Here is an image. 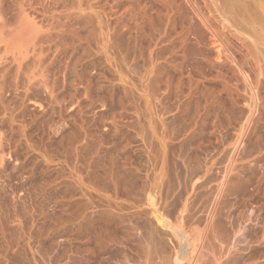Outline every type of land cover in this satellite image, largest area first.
Wrapping results in <instances>:
<instances>
[{
	"label": "rangeland",
	"instance_id": "1",
	"mask_svg": "<svg viewBox=\"0 0 264 264\" xmlns=\"http://www.w3.org/2000/svg\"><path fill=\"white\" fill-rule=\"evenodd\" d=\"M88 1L0 0V264H264V61Z\"/></svg>",
	"mask_w": 264,
	"mask_h": 264
},
{
	"label": "bare ground",
	"instance_id": "2",
	"mask_svg": "<svg viewBox=\"0 0 264 264\" xmlns=\"http://www.w3.org/2000/svg\"><path fill=\"white\" fill-rule=\"evenodd\" d=\"M88 1V0H87ZM125 1V0H124ZM129 1H132V2H136V3H140L141 1L143 2L144 0H129ZM163 1V0H162ZM161 1V2H162ZM165 2L164 3H166V1H167V4H169L170 6V11L169 12H171L173 15H170V14H168L169 16H172V17H170V18H168L169 19V23H170V20H171V22H173V21H177V20H179V21H181V23H185V22H187L188 24H193V22H191V21H193L192 20V17H190L189 15H192L193 13V16H194V18H195V16L196 17H199V19H200V21L202 20V22H204V24H211V19L213 18V17H224L225 18V20L229 23V25H227V26H230V27H232V32L230 31V33H233V37L235 38V40L237 41V43H238V46H239V49H240V51H241V53H242V55L244 56L243 58H244V60L246 59V60H248L249 58L250 59H252V60H254V64L256 65V67H257V69H260L261 68V62H262V60L264 61V0H164ZM180 1V2H179ZM89 2V1H88ZM151 2H152V0H151ZM156 2H158V1H156ZM160 2V3H161ZM135 3V4H136ZM149 3V2H148ZM153 4V3H152ZM187 5L186 7H185V10L187 9V11L189 12V9H190V11H192L190 14H188V12H186V11H182L183 10V5ZM160 5H162V4H160ZM165 5V4H164ZM163 5V6H164ZM184 5V6H185ZM147 7V6H146ZM128 8V7H127ZM189 8V9H188ZM142 10V9H141ZM157 10H159V9H157ZM172 10V11H171ZM143 11V10H142ZM133 12V11H132ZM142 13V12H141ZM145 13V12H144ZM161 12H158V14H159V17H160V14ZM168 13V12H167ZM138 14V13H137ZM211 14H213V16H211ZM143 15V14H142ZM145 15V14H144ZM127 16V15H126ZM130 16V15H129ZM136 16V15H135ZM140 16V15H139ZM147 16H148V14H147ZM152 16V15H151ZM151 16H149L150 18H151ZM168 17V16H167ZM191 18V19H190ZM193 18V19H194ZM128 19V18H127ZM132 19V18H131ZM147 19H149L148 17H147ZM152 19V18H151ZM150 19V20H151ZM126 20V19H125ZM150 20L148 21V22H150ZM153 20H155V19H152V24H154L155 22L153 21ZM173 20V21H172ZM213 20V19H212ZM224 20V19H223ZM222 20V21H223ZM163 21V20H162ZM198 22V21H197ZM196 22V23H197ZM227 22H225V23H227ZM134 23V22H133ZM136 23V22H135ZM142 24V23H141ZM141 24H139V25H141ZM166 24V23H165ZM174 24V23H173ZM191 24V25H192ZM144 25V24H143ZM143 25H141V27L143 26ZM146 25V24H145ZM145 25H144V27H142V28H144V29H147L146 27H145ZM148 25V24H147ZM149 25H151L150 23H149ZM159 25V24H158ZM212 26V25H211ZM210 26V27H211ZM101 27V26H100ZM152 27H155V25H153ZM174 27V26H173ZM189 27V26H188ZM187 27V28H188ZM197 25L195 24V22H194V24L192 25V28H194V30L196 31L197 30ZM102 28V27H101ZM138 28V27H137ZM157 28V27H156ZM191 28V27H190ZM138 29H140V26H139V28ZM143 29V30H144ZM150 29H151V27H150ZM153 29V28H152ZM151 29V30H152ZM143 30H142V32H143ZM188 30L190 31V29L188 28ZM138 31V30H137ZM145 31H147V30H145ZM145 31L143 32V33H145ZM193 31V30H192ZM191 31V32H192ZM194 32V31H193ZM139 33H140V31H139ZM141 34V33H140ZM166 34V33H165ZM191 34V33H190ZM193 34H195V33H193ZM148 35H150V34H148ZM241 35H243V36H241ZM146 36V35H145ZM159 36V35H158ZM231 36V35H230ZM170 37V36H169ZM181 37V36H180ZM223 37H225V36H223ZM227 37V36H226ZM172 38V37H171ZM228 38H230V37H228ZM227 38V39H228ZM233 38V39H234ZM140 39V38H139ZM144 39V38H143ZM152 39V38H151ZM150 39V40H151ZM192 39V38H191ZM227 39H225L224 40V42L226 43V41H227ZM135 40V39H134ZM137 41V40H136ZM135 41V43L137 44V42ZM223 41V39L221 40V45H222V43H223V45H225V48H226V50L228 49L229 50V52L231 53L232 51H234V49H236V48H234V45L236 46L237 44L234 42L233 44H229L228 43V41H227V44H225L224 42H222ZM129 42V41H128ZM191 42V41H190ZM130 43V42H129ZM142 43V42H141ZM177 43V42H176ZM199 43V42H198ZM220 43V42H219ZM138 44H139V42H138ZM152 44V43H151ZM150 44V45H151ZM130 45V44H129ZM149 45V46H150ZM220 45V44H219ZM154 46V45H153ZM162 46V45H161ZM169 47V46H168ZM218 47V46H217ZM222 47V51L224 50L223 48V46H221ZM221 47H219V48H221ZM237 47V46H236ZM130 48V47H129ZM139 48V47H138ZM219 48H217V50L219 49ZM125 49V48H124ZM136 49V48H135ZM149 49V48H148ZM191 49V48H190ZM230 49H233V50H230ZM127 50H132L131 48L130 49H127L126 48V51ZM143 50H145L144 48H143ZM151 50V49H150ZM165 50V49H164ZM133 51L134 50H132V52H130V53H133ZM137 51H138V49H137ZM184 51V50H183ZM193 51V50H192ZM129 52V51H128ZM136 52V51H135ZM148 52H150V51H148ZM154 52V51H153ZM221 52V49H219L218 50V53H220ZM228 52V51H227ZM199 53V52H198ZM234 52H232V54H233ZM126 54H128V53H126ZM135 54V53H134ZM138 54H139V52H138ZM148 54V53H147ZM190 54V53H189ZM231 54V55H232ZM128 55H130V54H128ZM128 55H126V56H128ZM205 55V54H204ZM224 55V54H223ZM130 56H134V55H130ZM129 56V57H130ZM142 56V55H141ZM167 56V55H166ZM199 56V55H198ZM125 57V56H124ZM129 57H127V58H129ZM137 57H140L139 55L137 56ZM150 57V56H149ZM148 57V58H149ZM226 57V56H225ZM263 57V58H262ZM126 58V59H127ZM232 60H236L237 58H235V56H234V54L232 55ZM131 59H132V57H131ZM150 59V58H149ZM154 59V58H153ZM129 60V59H128ZM146 60V59H145ZM143 61V60H142ZM170 61V60H169ZM239 61V60H238ZM128 62V61H127ZM236 62H237V60H236ZM149 63V62H148ZM150 63H152V62H150ZM147 64V63H146ZM218 64V63H217ZM263 64H264V62H263ZM149 65V64H148ZM251 65H252V63H251ZM254 65V66H255ZM125 66V65H124ZM130 66V65H129ZM134 66V65H133ZM142 66H144V64L142 65ZM175 66H177V65H175ZM264 66V65H263ZM137 67V66H136ZM252 67V66H251ZM144 68V67H143ZM142 67H141V69H143ZM241 68V67H240ZM239 68V69H240ZM263 68V67H262ZM261 68V69H262ZM137 69V68H136ZM140 69V68H139ZM224 69V68H223ZM250 69V68H249ZM131 70V69H130ZM134 70V69H133ZM138 70V69H137ZM136 70V71H137ZM156 70V69H155ZM163 70H165V69H163ZM142 71V70H141ZM222 71V70H221ZM130 72V71H129ZM133 73V72H132ZM252 73V72H251ZM128 74V73H127ZM148 74V73H147ZM1 75V74H0ZM139 75V74H138ZM145 75V74H144ZM143 76V75H142ZM171 76V75H170ZM134 77V76H133ZM139 77H141V75L139 76ZM246 77V76H245ZM248 77V76H247ZM169 78V77H168ZM127 79V78H126ZM136 79V78H135ZM142 79V78H141ZM144 79V78H143ZM225 79V78H224ZM145 80V79H144ZM143 80V81H144ZM129 81V80H128ZM134 81V80H133ZM133 81H132V83H133ZM171 81V80H170ZM181 81V80H180ZM218 81V80H217ZM223 81V80H222ZM155 82V81H154ZM129 83V82H128ZM132 83H131V85H132ZM139 83V82H138ZM142 83V82H141ZM146 83V82H145ZM144 83V84H145ZM125 84H127V83H125ZM149 84V83H148ZM129 85V84H128ZM154 85V84H153ZM141 86V85H140ZM165 86V85H164ZM168 86V85H167ZM166 86V87H167ZM165 87V88H166ZM226 87V86H225ZM136 88V87H135ZM138 88H140V87H138ZM151 88V87H150ZM157 88H158V86H157ZM191 88V87H190ZM152 89V88H151ZM129 90V89H128ZM133 90V89H132ZM143 90V89H142ZM176 90H178V89H176ZM126 91V90H125ZM152 91V90H151ZM137 92V91H136ZM167 92V91H166ZM126 93V92H125ZM129 93H131L130 91H129ZM133 93V92H132ZM131 93V94H132ZM142 95V94H141ZM140 96V95H139ZM157 97V96H156ZM171 97V96H170ZM169 98V97H168ZM147 101V100H146ZM161 102V101H160ZM148 110V109H147ZM150 110V109H149ZM148 112V111H147ZM149 114V113H148ZM153 114V113H152ZM163 116V115H162ZM155 119V118H154ZM147 120H149V119H147ZM161 120H163V119H161ZM168 123V122H167ZM158 126V125H157ZM161 129V128H160ZM165 129V128H164ZM260 136V135H259ZM262 138V137H261ZM259 139V138H258ZM254 142V141H253ZM250 150V149H249ZM235 183V182H234ZM165 206H166V204H165ZM159 207V206H158ZM157 210V209H156ZM155 210V211H156ZM158 211V210H157ZM138 212V211H137ZM149 213V212H148ZM154 214V213H153ZM161 214V213H160ZM159 214V215H160ZM156 215V214H155ZM125 217V216H124ZM161 217V216H160ZM161 219V218H160ZM185 219H187V218H185ZM141 220V219H140ZM161 220H163V219H161ZM193 220V219H192ZM160 221V220H159ZM168 221V220H167ZM191 221V220H190ZM146 222V221H145ZM161 222V221H160ZM128 223V222H127ZM148 223V222H147ZM151 223V222H150ZM187 223V222H186ZM172 224V223H171ZM177 224V223H176ZM143 225V224H142ZM147 225V224H146ZM167 225V224H166ZM134 226V225H133ZM165 226V225H164ZM172 226V225H171ZM132 228V227H131ZM154 228H155V226H154ZM174 228V227H173ZM156 229V228H155ZM163 229V228H162ZM142 230V229H141ZM165 230V229H164ZM147 231V230H146ZM218 232V231H217ZM140 233V232H139ZM176 233V232H175ZM204 233V232H203ZM221 233V232H220ZM219 233V234H220ZM154 234V233H153ZM152 234V235H153ZM217 234V233H216ZM134 235V234H133ZM142 235V234H141ZM147 237L149 236V235H146ZM161 236V235H160ZM217 236H219V235H217ZM146 237V238H147ZM181 237V236H180ZM182 237H183V235H182ZM205 238H206V236H204ZM212 237V236H211ZM210 237V239H212ZM220 237L221 236H219V239H220ZM144 239H145V237H143ZM149 238V237H148ZM179 238V237H178ZM209 238V237H208ZM142 239V238H141ZM152 239V238H151ZM151 239H150V241H151ZM180 239V238H179ZM182 239V238H181ZM186 239V238H185ZM209 239V240H210ZM209 240H208V242L207 243H209ZM214 240H216L215 238H214ZM225 240V239H224ZM138 241V240H137ZM180 241H182V240H180ZM205 241V240H204ZM218 241H220V240H218ZM142 243H143V241H141ZM148 242V241H147ZM212 242V241H211ZM226 242V241H225ZM140 243V242H139ZM141 243V244H142ZM151 243V242H150ZM180 243V242H179ZM204 243V242H203ZM214 243V242H213ZM217 243V242H216ZM146 244V243H145ZM144 244V245H145ZM148 244V243H147ZM147 244H146V246H147ZM210 244V243H209ZM222 244H223V242H222ZM125 245V244H124ZM143 245V244H142ZM141 245V246H142ZM158 245V244H157ZM204 245H205V243H204ZM208 245V244H207ZM211 245V244H210ZM225 245V244H224ZM223 245V246H224ZM140 246V247H141ZM221 246V245H220ZM138 247V246H137ZM207 247H209V246H206V248ZM222 247V246H221ZM146 248V247H145ZM225 248V247H224ZM142 249V248H141ZM147 249V248H146ZM149 249V248H148ZM147 249V250H148ZM208 249V248H207ZM214 250V249H213ZM223 250V249H222ZM222 250H221V252H222ZM142 251H143V249H142ZM145 251V250H144ZM151 251V250H150ZM195 251V250H194ZM202 251V250H201ZM200 251V252H201ZM219 251H220V249H219ZM218 251V252H219ZM140 252V251H139ZM147 252H149V251H147ZM220 252V253H221ZM211 253V252H210ZM217 253V252H216ZM230 253V252H229ZM149 254V253H148ZM152 254V253H151ZM155 253L153 252V254L151 255V257H154L153 255H154ZM203 254V253H202ZM206 254V253H205ZM215 254V253H214ZM141 255V254H140ZM204 255V254H203ZM212 255V254H211ZM220 255V254H219ZM144 256H146V255H144ZM148 257L150 256V255H147ZM157 256V255H156ZM198 256V255H197ZM223 256V255H222ZM130 257V256H129ZM164 257V256H163ZM191 257V256H190ZM199 257V256H198ZM205 257V256H204ZM207 257V256H206ZM215 257H218V256H215ZM158 258V257H157ZM194 258V257H193ZM192 258V259H193ZM201 258H203V257H201ZM149 259V258H148ZM147 259V260H148ZM155 259V258H154ZM162 259V258H161ZM176 259V258H175ZM179 259V258H178ZM195 259V258H194ZM210 259V258H209ZM217 259V258H216ZM221 259H223L222 257H221ZM130 260V259H129ZM145 260V259H144ZM157 260V259H156ZM165 260V259H164ZM199 260V259H198ZM211 260H212V258H211ZM213 260H214V258H213ZM225 260V259H224ZM255 260V259H254ZM137 261V260H136ZM154 261V260H153ZM191 261V260H190ZM220 261V260H219ZM125 262V261H124ZM147 262V261H146ZM158 262V261H157ZM164 262L165 261H163V264H164ZM206 263V262H205ZM214 263V262H213ZM127 264V263H126ZM143 264H144V262H143ZM198 264V263H197ZM202 264V263H201ZM204 264V263H203Z\"/></svg>",
	"mask_w": 264,
	"mask_h": 264
}]
</instances>
